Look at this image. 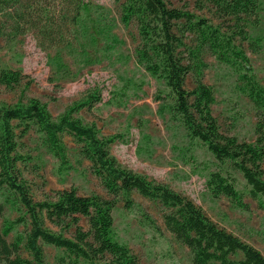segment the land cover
I'll return each instance as SVG.
<instances>
[{"label": "trees", "instance_id": "16d2710c", "mask_svg": "<svg viewBox=\"0 0 264 264\" xmlns=\"http://www.w3.org/2000/svg\"><path fill=\"white\" fill-rule=\"evenodd\" d=\"M116 1L121 2V21L125 25L137 24V63L163 82L155 96L159 113L168 115L183 131L189 149L201 145L214 157V161L200 163L194 156L189 157L193 166L206 172L209 192L214 197L227 196L243 209L248 208V196L264 209V85L238 43V38L248 41L255 52L263 47L264 38H254L241 28L243 17L258 13L260 0H194V9L201 13L176 7L170 0ZM89 3L0 0V52L2 39L10 43L27 33L43 50L74 45L79 29L86 26ZM206 11H215L219 19L235 20V29L224 30L223 24L215 23ZM206 49L219 63L236 72L237 91L253 103L257 115L254 142L225 133L214 115L215 91L204 81L208 67L204 60ZM189 75L194 79L193 89L186 84ZM0 79L5 84H16L21 74L2 70ZM130 93L131 87L125 84L112 92L108 102L125 106ZM102 100L99 94L91 95L56 120L35 98L27 103L0 105V264H48L45 247L49 245L62 251L57 256L59 264H139L138 256L118 240L113 228V211L123 201L128 210L141 214L143 225L160 230L149 213L135 202L134 192L163 207L167 230L190 249L192 264H264V254L259 249L219 226L185 194L118 164L110 152L116 137H101L95 125L85 124L75 116L80 109ZM31 129L59 161L61 175L73 169L64 141V135H70L111 197L81 195L70 188L58 191L52 199H35L20 167L28 159L20 152V140ZM6 205L16 217L6 215ZM82 217L86 218L88 229L80 224ZM48 223L60 231H54ZM72 228V235H66ZM238 253L242 257L233 259Z\"/></svg>", "mask_w": 264, "mask_h": 264}, {"label": "rangeland", "instance_id": "374dc122", "mask_svg": "<svg viewBox=\"0 0 264 264\" xmlns=\"http://www.w3.org/2000/svg\"><path fill=\"white\" fill-rule=\"evenodd\" d=\"M88 1L86 26L79 29L78 41L72 46L43 50L31 33L10 43L1 40L0 72L17 71L21 80L16 84H5L0 79V105L27 103L35 98L56 120L69 108L87 101L89 96L101 95L102 101L80 109L75 116L85 124L95 125L101 137H116L110 145V152L119 165L182 192L219 226L264 254V209L248 196L245 197L246 209L235 206L227 196H212L206 187V172L193 166L189 157L194 156L200 163L214 161L213 155L201 145L189 149L183 131L169 120L168 115L159 113V101L155 96L163 82L152 77L136 61L135 49L140 43L136 22L125 25L121 21V2ZM170 2L176 7L183 6L201 13L194 9V0ZM260 2L258 13L243 17L241 22L244 32L254 38H264V0ZM206 14L215 23L223 24L224 30L235 29V20L219 19L215 11H206ZM238 43L247 52L264 85V40L258 52L251 49L248 41L238 38ZM204 60L208 65L204 81L214 88L216 103L213 112L222 130L241 140L254 142L257 137L256 110L253 103L237 91L236 72L219 63L207 49ZM125 84L131 87L125 106L110 104L108 100L112 92ZM186 84L189 89L195 87L192 75L188 76ZM64 141L73 169L61 175L58 173L59 161L46 150L34 129L20 140V152L28 158L20 167L34 198L52 199L58 191L70 188H75L81 195L96 193L110 198L100 178L93 174L91 163L80 155V146L68 134L64 135ZM148 149L150 153H146ZM238 176L244 181L240 174ZM133 198L160 228L155 230L143 225L140 213L128 210L123 201L117 203L113 211L116 237L138 256L139 264H192L190 249L167 230L163 207L137 192ZM6 215L16 217L8 205ZM48 224L54 231H60L59 227ZM80 224L88 229L85 217L81 218ZM73 230L66 235H72ZM12 239L13 235H10L9 240ZM45 253L48 264H59L60 249L49 245L45 247ZM241 257V253L232 256L233 259Z\"/></svg>", "mask_w": 264, "mask_h": 264}]
</instances>
